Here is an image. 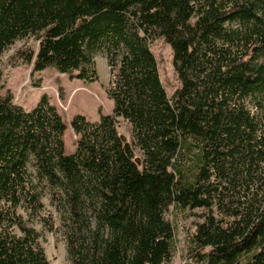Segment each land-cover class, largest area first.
Here are the masks:
<instances>
[{
    "label": "trees",
    "instance_id": "16d2710c",
    "mask_svg": "<svg viewBox=\"0 0 264 264\" xmlns=\"http://www.w3.org/2000/svg\"><path fill=\"white\" fill-rule=\"evenodd\" d=\"M29 38L38 50L9 60L34 73L92 84L104 54L114 109L75 116L67 155L51 98L24 110L1 93L0 68V264H50L30 225L55 230L44 197L72 264H173L169 215L196 210L191 262L264 264V0H0V60ZM159 39L181 84L172 97L151 49Z\"/></svg>",
    "mask_w": 264,
    "mask_h": 264
},
{
    "label": "rangeland",
    "instance_id": "374dc122",
    "mask_svg": "<svg viewBox=\"0 0 264 264\" xmlns=\"http://www.w3.org/2000/svg\"><path fill=\"white\" fill-rule=\"evenodd\" d=\"M33 48L38 50V43L34 39L20 40L1 57L0 68L3 72V83L5 85L2 94L10 90L14 95V102L26 111H32L39 103L41 97L47 94L51 103L57 106L66 124L64 135L66 154L73 155L76 152L77 137L71 126V120L77 116H87L90 122L100 120V113L110 115L114 109V103L108 97L111 75L104 54L96 57L99 79L97 82L87 84L81 80L74 79L70 75H62L55 68L49 67L41 73L33 72V65H26L18 60L10 62V58L18 50ZM158 65L162 83L169 95L172 97L181 84L173 65V51L168 43L159 39L151 44ZM16 64V66H15ZM65 92V101L61 102L59 87ZM66 108V110H64ZM119 131L126 140L131 139V132L126 122L119 124ZM45 210L43 217H50L54 221L55 230L49 231L40 220L30 222L42 235L41 243L50 264H72L69 260L67 241L64 235L60 215L50 205L48 197L43 199ZM201 211L169 215L175 226V238L177 252L173 264H194L187 256L188 245L191 236L196 231V225L202 221ZM28 217L25 216V219Z\"/></svg>",
    "mask_w": 264,
    "mask_h": 264
},
{
    "label": "water",
    "instance_id": "95a60500",
    "mask_svg": "<svg viewBox=\"0 0 264 264\" xmlns=\"http://www.w3.org/2000/svg\"><path fill=\"white\" fill-rule=\"evenodd\" d=\"M123 141H126V138L125 137H122ZM137 163L140 165L141 164V161L140 159H137Z\"/></svg>",
    "mask_w": 264,
    "mask_h": 264
},
{
    "label": "built area",
    "instance_id": "2783aa9c",
    "mask_svg": "<svg viewBox=\"0 0 264 264\" xmlns=\"http://www.w3.org/2000/svg\"><path fill=\"white\" fill-rule=\"evenodd\" d=\"M64 110H66V108H64Z\"/></svg>",
    "mask_w": 264,
    "mask_h": 264
},
{
    "label": "crops",
    "instance_id": "0c3cea01",
    "mask_svg": "<svg viewBox=\"0 0 264 264\" xmlns=\"http://www.w3.org/2000/svg\"><path fill=\"white\" fill-rule=\"evenodd\" d=\"M63 75V74H62ZM86 118H87V116H86ZM98 122V121H97Z\"/></svg>",
    "mask_w": 264,
    "mask_h": 264
}]
</instances>
